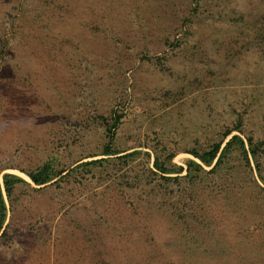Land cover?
<instances>
[{
    "label": "rangeland",
    "instance_id": "rangeland-1",
    "mask_svg": "<svg viewBox=\"0 0 264 264\" xmlns=\"http://www.w3.org/2000/svg\"><path fill=\"white\" fill-rule=\"evenodd\" d=\"M0 192V264H264V0H0Z\"/></svg>",
    "mask_w": 264,
    "mask_h": 264
},
{
    "label": "trees",
    "instance_id": "trees-1",
    "mask_svg": "<svg viewBox=\"0 0 264 264\" xmlns=\"http://www.w3.org/2000/svg\"><path fill=\"white\" fill-rule=\"evenodd\" d=\"M120 115H113L112 122L109 125V130L111 134H113L117 124L119 123ZM232 132V129H227L224 133V138H226L230 133ZM222 141L213 143L209 149L198 152L195 150L191 151V154L199 160L196 161L194 159H190L187 162L186 168L182 167L181 165H174L173 167H167L159 160L155 159L153 162V165L155 168L159 170V172L162 174L164 178H168V176L164 174H172L176 173L179 174L182 172L183 169L186 170V175H189L191 173V167H195L198 170H202L204 166H210L211 169H215L220 165L224 157L226 156L227 152L232 150L233 147H237L239 151L241 152L242 156L248 162L249 154L252 156L256 155L257 150L259 149V146L257 144H254L251 138H247L246 142L245 140L239 135V134H232L222 145ZM105 155H115L118 154V151L112 150L109 145H106L103 151ZM129 155V154H128ZM123 155V156H128ZM104 160L103 158L94 159L87 161L85 163H81V165H96L97 163ZM28 178L33 182L35 185H43L54 178L60 176L62 173V170L57 169L56 164L53 161H45L40 166H38L36 169L32 171H25ZM166 176V177H165ZM178 175H175V178ZM25 182V180L14 173L5 172L2 174V185L4 192L6 196L9 198L11 194L13 193L14 187L16 185L22 184ZM6 214H7V207L5 203V199L3 194L0 192V235L4 233V223L6 220Z\"/></svg>",
    "mask_w": 264,
    "mask_h": 264
}]
</instances>
